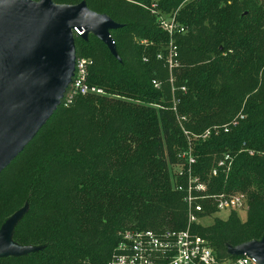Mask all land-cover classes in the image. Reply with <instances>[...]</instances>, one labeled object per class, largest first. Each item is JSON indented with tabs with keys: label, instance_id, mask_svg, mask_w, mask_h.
Masks as SVG:
<instances>
[{
	"label": "trees",
	"instance_id": "1",
	"mask_svg": "<svg viewBox=\"0 0 264 264\" xmlns=\"http://www.w3.org/2000/svg\"><path fill=\"white\" fill-rule=\"evenodd\" d=\"M53 1H85L121 24L110 32L119 58L93 33L76 38L77 54L94 62L89 82L106 94L62 103L1 172L0 229L25 208L12 240L37 249L1 256L0 264H108L126 229H186L188 162L180 154L189 148L193 175L207 183L208 194L240 192L248 204L244 221L232 210L226 219L192 223L191 230L219 258L235 256L229 246L261 240L264 0ZM153 10L176 11L186 27L175 36L179 66L173 73L177 111L189 135L173 109L165 57L158 58L167 54L170 37ZM215 126L209 137L195 138ZM225 154L233 158L230 170L218 167L212 175ZM200 202L199 217L218 211L211 199Z\"/></svg>",
	"mask_w": 264,
	"mask_h": 264
},
{
	"label": "water",
	"instance_id": "2",
	"mask_svg": "<svg viewBox=\"0 0 264 264\" xmlns=\"http://www.w3.org/2000/svg\"><path fill=\"white\" fill-rule=\"evenodd\" d=\"M121 24L91 10L85 1L0 0V174L37 135L62 104L72 81L77 57L73 28L93 33L119 58L111 30ZM22 208L0 229V257L22 255L37 248L19 245L12 232ZM264 264V235L235 247Z\"/></svg>",
	"mask_w": 264,
	"mask_h": 264
},
{
	"label": "built area",
	"instance_id": "3",
	"mask_svg": "<svg viewBox=\"0 0 264 264\" xmlns=\"http://www.w3.org/2000/svg\"><path fill=\"white\" fill-rule=\"evenodd\" d=\"M157 15L159 26L162 30L168 33L170 41L167 46V54H158V58L165 57L166 66L170 73L171 90L174 98L173 109L177 115V120L180 123L185 134L189 132L184 127L185 116L179 115L176 107L178 99L175 97L174 70L179 66V47L175 41L177 34L186 32V27L179 21L177 12L164 13L153 10ZM84 29L73 28L74 37H81ZM93 59L77 54L75 62V71L71 83L69 84L62 103L68 106L81 95H103L106 94L102 87L89 82V72L93 65ZM155 87L161 86L160 81H153ZM186 92V87L179 88ZM243 117V116H241ZM231 124H236L232 121L229 124L223 125V129L228 131ZM210 129V128H209ZM214 129H218L217 126ZM208 130V129H207ZM189 135V134H188ZM196 137V135H194ZM253 153V151H250ZM186 158L187 167V184L185 201L188 205V227L184 230H164L155 231L152 229H126L121 233L120 240L115 247L108 264H259L255 257L246 253L235 255L234 257L219 258L213 249L209 246L207 240L202 236L194 233L190 224L200 222L198 213L203 211L201 199H211L219 211H232L246 208L247 199L242 193L227 194L225 192L217 194H208V185L201 181L200 177L193 175L192 164L196 162L192 153V148L180 154ZM233 158L229 154H225L217 162V167L211 171L212 175L218 174V167H224V171L230 170ZM184 163L174 166V172L178 175L183 173ZM178 189H184L178 186Z\"/></svg>",
	"mask_w": 264,
	"mask_h": 264
},
{
	"label": "rangeland",
	"instance_id": "4",
	"mask_svg": "<svg viewBox=\"0 0 264 264\" xmlns=\"http://www.w3.org/2000/svg\"><path fill=\"white\" fill-rule=\"evenodd\" d=\"M170 13H174V12H170ZM169 13V14H170ZM175 13H176V11H175ZM213 130H216L217 131V129H206V131L204 132V133H202V134H197L196 135V137L195 138H207V137H209L210 136V134H211V132L213 131ZM193 138V137H192ZM250 154H252V153H250ZM204 182V181H203ZM206 183V182H205ZM207 184V183H206ZM238 193H240V192H238ZM211 203H213L214 204V202L212 201ZM215 205V204H214ZM247 209H248V204H246V208H243V209H240V210H238V214H239V217L241 218V220H246V218H247ZM229 214H230V211H228V210H226V211H212L210 214H208L207 216H204L203 218H201L200 217V219H199V221H200V223H202V224H209V223H212L213 221H214V218L216 217V216H218V217H220V218H223V219H226L228 216H229Z\"/></svg>",
	"mask_w": 264,
	"mask_h": 264
}]
</instances>
